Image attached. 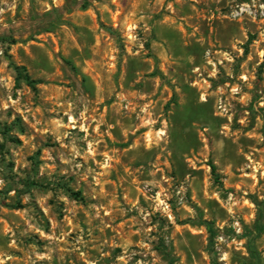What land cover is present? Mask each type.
<instances>
[{
  "label": "rangeland",
  "instance_id": "obj_1",
  "mask_svg": "<svg viewBox=\"0 0 264 264\" xmlns=\"http://www.w3.org/2000/svg\"><path fill=\"white\" fill-rule=\"evenodd\" d=\"M256 201L264 0H0V264H264Z\"/></svg>",
  "mask_w": 264,
  "mask_h": 264
},
{
  "label": "trees",
  "instance_id": "obj_2",
  "mask_svg": "<svg viewBox=\"0 0 264 264\" xmlns=\"http://www.w3.org/2000/svg\"><path fill=\"white\" fill-rule=\"evenodd\" d=\"M12 42L14 43V41H12ZM14 68H15V70L17 72L18 79L19 80H23L27 85H29L30 87H32L33 89H35V86H36V84L39 83V81L32 79L26 73V69L24 67L15 66ZM212 170L215 171V167L214 166H212ZM255 203H256V205L258 207H261V206L263 207L259 211L258 219H260L261 221H264V206H263L264 203H259L258 201H256ZM263 226H264V224L262 222V224L258 228L259 232H262L263 231Z\"/></svg>",
  "mask_w": 264,
  "mask_h": 264
}]
</instances>
